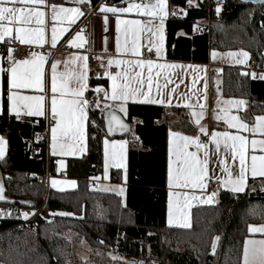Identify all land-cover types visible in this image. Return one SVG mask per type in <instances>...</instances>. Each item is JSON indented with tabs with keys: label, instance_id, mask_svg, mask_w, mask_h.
Segmentation results:
<instances>
[{
	"label": "trees",
	"instance_id": "obj_1",
	"mask_svg": "<svg viewBox=\"0 0 264 264\" xmlns=\"http://www.w3.org/2000/svg\"><path fill=\"white\" fill-rule=\"evenodd\" d=\"M67 4L69 0H47ZM101 0H88L90 8ZM120 4L125 0H104ZM167 0L165 23L166 58L174 61L207 63L212 50H245L250 62L262 70L264 54V3L221 0L219 13L214 0ZM185 11V14L183 12ZM207 31H194L197 25ZM220 94L248 102L242 117L251 123L264 115V80H251L248 71L223 66ZM0 137L7 152L0 160L1 204L22 206L18 201L44 202V211L30 222L19 218L0 219V264H71V242L66 232H75L92 248L97 260L79 264H241L243 241L252 225L264 224V178L249 179L241 193L221 191L217 203L192 210L189 228L165 223L168 113L182 116L184 131H190L184 108L129 104L124 118L140 148L131 147L125 202L114 194L91 189L90 180L101 173L102 141L106 138L103 111L89 108L86 153L68 159L65 177L77 182L75 189L57 191L27 176H57L49 156L47 140L39 134L47 129L44 118H21L7 109V76L2 77ZM108 87L107 79L89 81ZM91 93L87 92V96ZM114 180L120 171L111 170ZM62 174V173H61ZM59 174V176L61 175ZM14 202V203H12ZM71 213L61 216L52 213ZM21 224L22 227H19ZM218 238V239H217ZM103 241V243H101ZM216 247L213 250V242ZM117 257V259L114 258Z\"/></svg>",
	"mask_w": 264,
	"mask_h": 264
},
{
	"label": "crops",
	"instance_id": "obj_2",
	"mask_svg": "<svg viewBox=\"0 0 264 264\" xmlns=\"http://www.w3.org/2000/svg\"><path fill=\"white\" fill-rule=\"evenodd\" d=\"M153 4L157 3V0H147L145 4L140 3L138 0H125L120 4H107L105 1L98 3L95 7L90 8L87 3H79L78 0H69L67 4H53L48 2L47 0H42V2L37 3H24V4H17V8L24 9V16L28 17V22L25 23L23 20L9 22L7 20L0 22L3 27H7L11 29V33L9 35L4 36L3 40H0V43L9 40H16V32L15 29L17 27L28 29L30 33H33L35 30L39 29L42 30L45 34V42L42 45L39 44H29V43H20L22 45H26L32 47L33 53L38 55H45L46 59L43 64L42 68V82H43V91L37 89L35 87H20V88H13L11 89L12 93L17 96H28V97H35V96H44V105H45V115H26L25 112L27 109H23L18 119L21 118H44L47 119L50 115V105H51V97L53 95L51 91V77H52V64L57 62L56 66V76H57V88L61 87V84L64 81L65 75L68 77V86L69 88L77 87L78 85L75 82V75L79 74L80 72H85L88 77L87 80V90L84 93L85 98L90 102L87 106V117L89 108L92 106H97L99 109H113L114 111L121 114L123 118L126 117L127 114V106L129 104H140V105H157L163 106L165 108L171 107H180L184 108L187 113V121L192 124V128L190 131H184L183 127H181V123L185 121L182 117H176L174 114L168 113V122H171V127L168 132V142H167V160H166V210H165V223L169 227L174 228H189V227H180L178 223L175 221L179 220L181 223L184 222L185 217L187 218V222L191 225V213L192 210L196 207L200 206H211L217 203V196H215L212 202H205L207 197L210 196L212 193L204 189L200 188H192V187H177L173 185L171 188L168 184V169H169V160H175V156L172 155L170 157V148L174 153L177 149L178 145H182V141H179L176 136L170 135L171 133H179L181 135L196 137L198 136L200 139L204 138V142L207 144L208 151H209V176H212L214 180L219 182L221 191H229V187H225L222 184V181H226L228 179L227 174L223 171V168H228L229 171H232L234 175L239 172V157L236 156L235 158L232 157L230 151L225 150L223 148V139L221 138V148L219 151L216 150L214 144L211 143V133L212 132H228L230 135H242L246 137L248 141V147L246 152V159L249 164V170L246 173V182L249 179L255 178H264V176L257 175L253 177L251 175L250 163H251V156L252 155H264V152L259 150L257 147L255 150L251 147V141L253 139L260 141L264 140V132L257 130L255 133L251 130L253 127H256L258 122L256 120L257 117L264 116V115H257L255 116L251 123L246 122V120L242 117V114L247 111L248 102L244 99L240 98H231L225 97L220 94V81H221V65H212L211 64V57L209 54V60L207 63H193V62H184V61H174L169 60L166 58V49H165V23L166 18L168 16V6L167 0L166 3V11L167 15L163 20V47H162V55L161 57H157L155 54V47H152L153 50V58L145 59L143 58V54L149 48V40L151 39L154 43L158 41L157 36H152V33L148 32V28L151 27L153 31L160 25V20L158 18H153L151 16L143 14L146 10H136L133 9L130 12L125 13H117L113 15L112 13H102L99 9L103 6H115L117 8H125L128 7L129 4ZM55 5V9L53 8ZM11 6V5H7ZM71 9V8H79L83 15H80L78 18L70 12H61L60 9ZM36 13H43L42 16H37ZM185 14V11L182 15ZM19 15V13H18ZM55 16V19H54ZM105 16H107V22H105ZM117 19L121 21H132V20H139L141 21L140 27L144 28L143 32L138 34L137 39V47L139 48L140 55L133 56L131 54L132 48V31L134 30L135 26L131 24L121 23L120 29L121 31L117 33L116 30V22ZM38 21H42L38 22ZM74 21V22H73ZM81 21H85L88 25V30L86 33H82L80 29L75 31L81 23ZM84 22V23H85ZM55 27L57 29V42L55 47L63 41L65 38L69 37L70 41H73L76 45H79L81 41L76 40L75 37L77 33H81L84 38L83 46L87 47L90 53L107 56L108 59L113 61L116 60H129L133 63L129 64H116L113 63L111 66L109 64L105 65V67H101L96 69L94 72H90L87 67L86 69L82 67L86 61L81 60H74L73 57H80L87 55L85 53H70V54H60L51 56V54L46 51V48H54L51 44V33L52 29ZM60 29H66V31L61 32ZM127 29V31H126ZM23 35V33H22ZM119 35L120 38V45H121V52L117 53L116 51V43H117V36ZM127 41V44L125 43ZM71 44V43H70ZM72 45V44H71ZM73 47H80V46H73ZM125 47H127L128 51H124ZM10 47H4L2 53H0V69H10L13 66V63L16 61L21 60H33L34 57L31 55L28 59H14L9 61L7 59L9 55ZM248 57H245L244 63L248 61V66L243 71H246L250 65V55L247 52ZM137 60H152L153 61V68H152V84H151V93L150 95L156 97L157 99H169V93L171 94L170 103H156V104H148V103H141L139 101L133 102L132 100L127 101L124 103L125 111H120V103L119 101H113L110 98L106 99L104 93L101 92L97 94L96 92L92 91V89L96 88L97 86L102 87L100 84L97 85H90L89 81L91 79L94 80H103L107 79L108 87L105 89L109 93V97L111 95V84L112 81L108 78L106 73L111 75L117 76V83H124L125 77H131L132 79V86L134 87H141L140 84L137 83L138 80H143L142 87L145 91H147L149 85L147 83L148 79V66L145 64L143 67H138L135 63ZM67 62V63H66ZM158 64H171L176 65L174 68H159L156 67ZM31 65H20L19 71L23 73L24 70L31 69ZM213 68L219 69V71H213ZM264 68V57H263V65L262 70ZM3 72L6 73L7 76V109L9 105L8 95H9V86H8V79L9 74L6 71H0V113L2 110V77ZM264 71H260L259 78L264 76L261 74ZM264 80V79H263ZM170 81V82H169ZM163 92V96L158 95V88ZM103 88V87H102ZM104 89V88H103ZM175 89V91H171ZM90 91V95L87 96V92ZM57 99H65L71 100L72 97L70 94H66L64 97L60 96V92L57 91L56 93ZM186 97L190 99L186 100ZM143 99V97H141ZM243 101V105H240L236 102ZM23 101L21 104L23 105ZM194 105L193 108L186 107L185 104ZM201 105L203 108L201 109ZM195 111L199 113L203 111L204 115L203 118L200 119V124L203 125L207 131L208 135L201 133L199 131V126L195 123V118L192 116V112ZM9 112V110H8ZM11 115L16 116L15 113L9 112ZM235 116L237 119L232 120V117ZM219 117V119H217ZM229 120L233 124H237L238 122L246 123L249 127L247 130L239 129L238 127L229 128L228 124L225 123V120ZM55 126V121H52L49 128H48V141H47V150L50 157H52L55 161V172L57 176H53L49 179L47 184V188L57 190V191H70L76 188L77 182L74 179L61 177L59 174L65 171L66 161L68 159H78L82 157L86 153V129H87V120L85 121V138L82 145L79 144L77 140H69L68 144H76L77 149H70L69 147H64L61 149L60 145L64 142V137L60 134L59 130L57 133V150L56 153L53 154L52 150V127ZM2 138V137H0ZM4 140V139H3ZM5 141V140H4ZM108 142V150H109V163L107 165V178H105V142ZM123 141L124 143V150H123V167H116L115 161L112 159V152H113V143H115V151H120V142ZM231 143V142H230ZM83 147V151H79L78 148ZM131 146L127 142L126 138H108L106 137L102 141V167L100 175L92 178L90 180L91 189L93 191L101 192V193H109L119 196L123 200V204L125 202V195L127 189V171H128V162H129V152L131 151ZM188 152H197V149L194 145H189L186 149ZM7 152L6 143H4V156L5 157ZM200 158H203V151L197 153ZM1 160V159H0ZM223 162V164H221ZM173 171H175L177 165L173 163L172 165ZM111 170L120 171L122 173L121 180H114L113 177L110 175ZM259 170V169H258ZM52 180H56L58 182L56 187H53L51 184ZM210 180V179H208ZM207 180V181H208ZM75 182V186H71L69 182ZM121 189L123 190L121 192ZM243 192V191H242ZM232 193H241V192H232ZM195 196L197 199H193L192 197ZM171 201L172 209H173V224H169V202ZM264 226V224H256L250 227H260ZM249 236H247L243 241V249H242V256H241V264H243L244 260V245L245 241L249 240H264V233L259 232H250ZM250 253L253 247H259V245H248Z\"/></svg>",
	"mask_w": 264,
	"mask_h": 264
},
{
	"label": "snow or ice",
	"instance_id": "obj_3",
	"mask_svg": "<svg viewBox=\"0 0 264 264\" xmlns=\"http://www.w3.org/2000/svg\"><path fill=\"white\" fill-rule=\"evenodd\" d=\"M42 2V0H0V22L2 21H19L23 20V22H28V17L24 16V9L23 8H17V4H24V3H37ZM79 3H87L88 0H78ZM242 2H248V0H242ZM264 2V0H262ZM188 3L191 5L192 0H188ZM11 5V6H7ZM55 5H53V8L55 9ZM145 9L146 11L143 13L145 15L151 16L153 18H158L160 20V25L153 31L151 27H149L147 30L148 32L152 33V36H157L158 41L153 42L151 39L149 40V48L148 51H152V47H155V54L159 58L162 55V47H163V41H164V35H163V20L167 15L166 11V3L165 0H157V3L153 4H129L128 7L125 8H117L115 6H101L100 11L102 13H112L113 15L117 13H125L130 12L133 9L141 10ZM61 12H70L73 13L77 18L80 15H83V13L80 11L79 8H71V9H60ZM217 13H219L220 8L217 7L216 9ZM19 13V15H18ZM37 16H42L43 13H36ZM55 19V16H54ZM41 22L42 21H38ZM74 22V21H73ZM105 22H107V16H105ZM121 23L131 24L134 25L135 28L132 31V48H131V54L133 56H139L140 51L137 47V39L138 34L140 32L144 31V28L140 27L141 21L139 20H132V21H121L117 19L116 22V30L117 33L121 31L120 25ZM61 32L66 31V29H60ZM83 30H81L82 32ZM127 31V29H126ZM16 36L15 39L18 40L20 43H29V44H39L42 45L45 42V34L42 30H35L33 33H30L28 29L17 27L15 29ZM11 33V29L7 27H3L2 24H0V40H3L4 36L9 35ZM23 33V35H22ZM57 29L53 27L52 33H51V44L53 47H55L57 42ZM76 40L81 41L79 45H76L73 41H70L72 46H83L84 38L81 35V33H77ZM127 44V41L125 42ZM116 51L117 53L121 52V45H120V38L119 35L117 36V43H116ZM124 51H128L127 47H125ZM9 55L7 59L9 61L13 60L12 57V49L9 48L8 50ZM31 55L34 57L33 60H21L16 61L13 63V66L10 69H0V71H6L9 74L8 79V86H9V95H8V110L9 112L15 113L17 118H19L22 108L27 109L25 112L26 115L32 116H40L45 115V105H44V96H35V97H28V96H17L14 95L11 91L13 88H20V87H35L37 89H40L43 91V82H42V68L43 64L45 62L46 56L45 55H38L36 53H31ZM213 57L216 56V53H212ZM228 55H235L233 53H229ZM244 57H247V53H242ZM74 60H81L86 61L87 57L80 56V57H73ZM57 62H54L52 64V77H51V91L53 93L51 97V105H50V115L52 117V120L55 121V126L52 127V150L53 154L56 153L57 150V133L58 130L60 134L65 138L64 142L60 145L61 149L64 147H69L70 149H77L76 144H68L69 140H77L79 141V144L82 145L85 138V121L87 120V106L90 103L84 96L85 91L87 90V80L88 77L85 74V72H80L79 74L75 75L74 79L77 87L69 88L68 86V77L65 75L64 81L61 84V87L57 88V76H56V66ZM67 63V62H66ZM113 63L116 64H129L133 63L129 60H116L113 61L109 59L108 64L111 66ZM136 65L138 67H143L145 64L148 66V79L147 83L149 85L147 91H145L142 87L143 83L145 81L138 80L137 83L141 85V87H134L132 86V79L131 77H125L124 83H117V76L111 75L109 73H106L108 75V78L112 81L111 84V95L109 97V93L103 89L100 86H97L96 88L92 89V91L96 92L97 94L103 92L106 99L110 98L113 101H119L120 103V111L124 112V103H126L129 100H132L133 102L139 101L141 103H148V104H164V103H170L171 94L169 93V99L166 101L164 99H157L156 97L150 95L151 93V84H152V68H153V61L152 60H137L135 61ZM20 65H31V69L24 70L23 73L19 71ZM83 68L86 69L87 65L86 63L82 65ZM156 67H159L161 69L163 68H174L176 65L171 64H158ZM255 76V74H253ZM261 79H264V76L260 77ZM170 82V81H169ZM158 88V95L163 96V92ZM57 91L60 92V96L64 97L66 94H70L72 99L71 100H65L63 98L57 99L56 93ZM171 91H175V89H172ZM143 97V99H141ZM190 99L189 97H186V100ZM24 102L23 105L21 102ZM240 105H243V101L236 102ZM186 107L193 108L194 105L191 104H185ZM203 106L201 105V109ZM203 111H200L199 113L193 111L192 116L195 118L196 125L199 126V131L201 133H204L205 135H208L207 129L200 124V119L203 118ZM115 119V117H113ZM219 119V117H217ZM237 118L235 116L232 117V120H236ZM258 124L256 127H253L251 130L255 133L257 130L264 132V116H260L256 118ZM225 123L228 124L229 128L232 127H238L239 129L247 130L248 125L246 123L238 122L237 124L231 123L229 120H225ZM121 127H125L123 124H121ZM111 131V128H110ZM170 135L176 136L179 141H182V145H178L175 152H172V149L170 148V157L172 155L175 156V160H172L170 158L169 160V169H168V184L171 188L173 185L177 187H192V188H200L204 189L206 188V182L208 179H212V176H209V151L206 143L200 142V138L198 136L196 137H190L181 135L179 133H171ZM221 138L223 139V148L225 150L230 151L233 158L236 156L239 157V172L234 175L232 171H229L228 168H223V171L227 174L228 179L226 181H222L223 186L229 187V190L232 192H242L244 191L245 182H246V173L249 170V164L246 159V152L248 147V141L246 137L242 135H230L228 132H212L211 133V143L215 145L216 150L219 151L221 148ZM231 142V143H230ZM4 143L5 141L3 138H0V159L4 156ZM124 143L123 141L120 142V151H115V143H113V152H112V159L115 161L116 167H123V150H124ZM108 142H105V178H107V165L109 163L108 157H109V150H108ZM189 145H194L197 149V152H188L186 149ZM251 147L253 150H255L257 147H259V150L261 152H264V140L257 141L253 139L251 141ZM79 151H83V147L78 148ZM203 151V158H200L197 153L200 151ZM173 163H176L177 167L175 171H173ZM223 164V162H221ZM250 169H251V175L253 177L257 175L264 176V155H252L251 156V163H250ZM259 169V170H258ZM71 186H75V182H69ZM51 184L53 187H56L58 182L56 180H52ZM3 186L0 184V200L5 199L3 196ZM123 190L121 189V192ZM216 196V192H212L210 196L207 197V200L205 202H212L213 198ZM193 199H197V197L193 196ZM22 203H25L22 201ZM30 203V202H28ZM34 215V213H32ZM61 215V216H68L72 215L71 213H52V215ZM24 219H28L29 213L23 212L21 213ZM179 224L180 227H189V223L187 222V218L185 217V220L183 223H181L179 220L175 221ZM168 223L171 225L174 223L173 220V209L171 201L169 202V220ZM250 232H259L264 233V226L260 227H250ZM218 239V238H217ZM103 243V241H101ZM259 245V247H253L251 249V253L249 250L248 245ZM213 250H215L216 243L213 242ZM243 264H264V240H249L245 241L244 245V260Z\"/></svg>",
	"mask_w": 264,
	"mask_h": 264
},
{
	"label": "built area",
	"instance_id": "obj_4",
	"mask_svg": "<svg viewBox=\"0 0 264 264\" xmlns=\"http://www.w3.org/2000/svg\"><path fill=\"white\" fill-rule=\"evenodd\" d=\"M104 0H101L98 3H101ZM140 3L145 4L147 0H138ZM222 2L221 0H214V7L217 9V7H221ZM85 22V21H84ZM81 21L79 23L77 29L75 31H78L80 29L83 30L82 33H86L88 30V25L85 22ZM207 25L202 24V25H197L194 29V31H207ZM4 47H10L12 49V57L14 59H28L31 57V53H33V48L22 45L16 40H9L5 41L3 43H0V53H2ZM46 51H48L51 56L55 55H60V54H70V53H85L87 55V69L90 72H94L96 69L105 67V65L108 64V57L107 56H102V55H97V54H92L89 52L87 47H73L70 44L69 37L65 38L63 41H61L56 47L54 48H46ZM143 58L145 59H151L153 58V50L149 52L146 50L143 54ZM248 73L250 74V79L251 80H257L259 79V74H260V69L257 67L256 62L253 60L250 62L249 68L247 69ZM255 74V76H253ZM47 129L45 132L40 133L39 136L40 138H44L48 141V128L51 124L52 117L49 116L47 119ZM127 142L131 147L135 148H140L141 144L139 140L135 138V136L130 135L127 137ZM200 142H204V138L200 139ZM61 177H65V172H63ZM51 178L50 175H46L45 179H42L39 176H27V181L33 182L34 180H37L38 182H42L47 186L49 179ZM206 190L209 191L210 193L216 192V196L220 193L221 187L219 182H217L214 179H210L206 182ZM44 202L40 204H34L31 207H26V206H15L11 204H1L0 205V219H16L19 218L20 220L24 222H30L34 218L38 217L41 215V213L44 211ZM27 212L29 213L28 219H24L21 213ZM34 213V215L32 214ZM19 227H22L21 224H18Z\"/></svg>",
	"mask_w": 264,
	"mask_h": 264
},
{
	"label": "rangeland",
	"instance_id": "obj_5",
	"mask_svg": "<svg viewBox=\"0 0 264 264\" xmlns=\"http://www.w3.org/2000/svg\"><path fill=\"white\" fill-rule=\"evenodd\" d=\"M196 2L192 1V6L195 5ZM190 5V4H189ZM216 53V56L213 57L212 53ZM247 53L245 50H227V51H220V50H212L210 52L211 57V64L212 65H221L223 66H236L240 67L242 70L246 69L248 66V61L244 63L245 57L242 55V53ZM229 53H233L235 55H228ZM264 56V54H263ZM248 57V55H247ZM213 71H219L217 68H213ZM260 71H264L260 70ZM264 72L261 74L263 75ZM179 117L177 119L180 120L182 116H176ZM264 190V184L261 188ZM66 238L71 242V255H70V262L71 264H79V262H91L92 260H97L95 256H93L95 253H93L92 248L88 245V243L80 238L75 232L67 231L66 232ZM114 258V257H113ZM114 259H117L114 258Z\"/></svg>",
	"mask_w": 264,
	"mask_h": 264
},
{
	"label": "water",
	"instance_id": "obj_6",
	"mask_svg": "<svg viewBox=\"0 0 264 264\" xmlns=\"http://www.w3.org/2000/svg\"><path fill=\"white\" fill-rule=\"evenodd\" d=\"M247 3L258 5L263 4L264 2H262V0H248ZM113 117H115V119H113ZM103 121L106 137L108 138H123L131 131V125L121 116V114L114 111L113 109H105L103 111ZM121 124H123L125 127L122 128ZM23 202L25 203H22V201H18V204L26 207L33 206V203L30 201ZM128 263L135 264L133 261H129ZM139 264H142V262H140Z\"/></svg>",
	"mask_w": 264,
	"mask_h": 264
}]
</instances>
